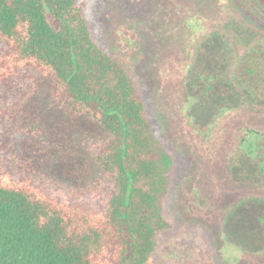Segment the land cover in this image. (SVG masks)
<instances>
[{"label": "rangeland", "instance_id": "374dc122", "mask_svg": "<svg viewBox=\"0 0 264 264\" xmlns=\"http://www.w3.org/2000/svg\"><path fill=\"white\" fill-rule=\"evenodd\" d=\"M82 1L95 40L138 82L175 158L163 203L172 228L160 232L153 264H264V104L238 79L250 58L264 59V21L233 0ZM52 89L33 70L1 89V165L65 196L108 186L93 156L105 129ZM248 129L261 134L239 148Z\"/></svg>", "mask_w": 264, "mask_h": 264}, {"label": "trees", "instance_id": "16d2710c", "mask_svg": "<svg viewBox=\"0 0 264 264\" xmlns=\"http://www.w3.org/2000/svg\"><path fill=\"white\" fill-rule=\"evenodd\" d=\"M253 2L248 16L264 21V0ZM0 41V93L27 71L51 79L57 102L105 129L93 156L109 178L65 196L0 163V264H153L160 232L172 228L163 203L175 158L138 82L95 40L83 1L0 0ZM249 61L239 82L264 104V59ZM253 133L261 134L243 131L237 146Z\"/></svg>", "mask_w": 264, "mask_h": 264}, {"label": "flooded vegetation", "instance_id": "af4514ba", "mask_svg": "<svg viewBox=\"0 0 264 264\" xmlns=\"http://www.w3.org/2000/svg\"><path fill=\"white\" fill-rule=\"evenodd\" d=\"M236 4V8L237 10L240 12H243L245 14H249V15H254L253 14V10H254V2L253 0H247L248 3L252 6L251 8L250 7H246L245 4H244V0H233Z\"/></svg>", "mask_w": 264, "mask_h": 264}]
</instances>
